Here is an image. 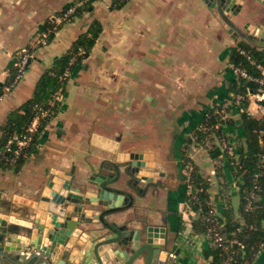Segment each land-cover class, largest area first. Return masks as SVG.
<instances>
[{
	"label": "crops",
	"instance_id": "obj_1",
	"mask_svg": "<svg viewBox=\"0 0 264 264\" xmlns=\"http://www.w3.org/2000/svg\"><path fill=\"white\" fill-rule=\"evenodd\" d=\"M76 1L0 0V84L10 75L21 49L32 54L21 80L0 100V128L11 111L31 98L41 74L69 50L90 22L96 19L101 24L88 56L66 76L56 115L28 147L31 150L23 151L18 167L0 166V218L26 224L30 216L24 215V202L34 197L36 186L45 179L59 172L68 177L73 168V184L81 186L90 174L89 165L120 159L92 137L98 134L118 142L120 153L146 154L143 161L148 167L141 168L139 175L162 184L139 194L125 186L131 179L120 172L114 186L134 199L120 219L129 220V228L151 224L169 228L174 238L178 235L170 244L177 264H190L193 255L203 259L208 246L202 233L192 228L196 217L187 204L184 166L193 163L208 181V202L218 219L225 217L226 210L233 217L239 213L237 178L232 162L221 155L220 141L237 143V153L243 146L240 111L223 106L236 83L229 68L230 51L245 39L203 0H124L121 7H113L114 0H97L69 21L55 24L53 16ZM238 2V14L233 9L227 13L239 28L264 19L262 1ZM46 22L56 30L51 39L48 31L41 30ZM213 107L222 130L197 140L196 129ZM248 109V115L260 119L254 103ZM138 185L143 187L144 181ZM225 192L230 195L229 209L222 199ZM233 195L238 196L235 207ZM182 234L198 243L195 254L186 248ZM251 264H264V244Z\"/></svg>",
	"mask_w": 264,
	"mask_h": 264
},
{
	"label": "water",
	"instance_id": "obj_2",
	"mask_svg": "<svg viewBox=\"0 0 264 264\" xmlns=\"http://www.w3.org/2000/svg\"><path fill=\"white\" fill-rule=\"evenodd\" d=\"M203 1L215 7L235 34L264 48V24L246 22L239 28L227 13L233 9L237 15L240 0ZM92 137L120 159H103L97 167L89 165L90 174L81 186L73 184V168L68 177L59 172L36 186L34 197L24 202V215L30 216L26 224L18 226L0 218V264L164 263L159 251L164 247L165 228L151 224L129 228L130 221L119 217L134 199L114 183L120 172L132 177L134 184L146 179L139 175L141 168L148 167L143 161L146 154H123L115 140L98 134ZM125 186L132 188L130 180Z\"/></svg>",
	"mask_w": 264,
	"mask_h": 264
},
{
	"label": "trees",
	"instance_id": "obj_3",
	"mask_svg": "<svg viewBox=\"0 0 264 264\" xmlns=\"http://www.w3.org/2000/svg\"><path fill=\"white\" fill-rule=\"evenodd\" d=\"M123 1L124 0H114L115 3L113 7H121L124 3ZM90 6L91 4H87L85 6L77 8L74 17L75 15H79V13H81L82 11L90 8ZM60 12H58V14H60ZM41 30L48 31V39H51L56 31L54 27L52 28V24L47 22L42 25ZM100 31V22L96 19H93L90 22L87 30L77 37V39L72 43L69 50L59 58L55 59L53 65L41 74L35 85L31 98H29L21 106L8 114L5 124H3L0 128L1 154L3 153L2 148L8 135L22 132L28 126L34 116L36 110L35 106H39L49 110V114L45 118L40 120L39 129L37 134L35 135V138L37 139L38 134L41 132L44 126L56 115L58 111L59 101L55 100L53 104H51V101L54 100V94L56 92H59L61 94L64 92L67 78L63 76V73L67 69H69L71 73L74 67L88 56ZM241 47L249 50L254 54H260L258 52H261L246 40H241L231 48V62L246 66V62L239 53V48ZM14 71L15 68L12 66L10 69V75L5 80V82L0 84V93L2 90V86L12 80ZM235 85L236 83L233 84L234 89ZM214 110L215 107H213L211 110H208L205 118L201 122V128L196 129L197 131L195 135L197 140L204 139L212 131L219 133V131L222 130V124L220 121L218 128L220 130H211V128L214 129V125L219 119L214 113ZM224 124H227V121H224ZM240 126L242 129L243 146H240L238 148L239 162L237 164H232L231 168L234 176L237 178L240 195L239 212L242 214L243 220L246 222V226H241V228L236 231L235 237L239 244L231 245L230 252L226 253L220 248L207 247L204 249L203 255L207 259H211L210 264H251V262L255 258V255L259 252L261 245L264 244V168H261L259 166V156L260 154L264 153V144L262 145L260 142L262 141L264 143V119L251 117L245 111H241ZM31 148H27L26 150H31ZM24 152L17 160L14 167H18L23 158ZM218 154L219 150L218 152L212 153L211 155L212 157H216V155ZM191 175L194 189L201 188L202 190L198 191L195 194L196 198L192 200L189 199L187 201V204L191 211H199V217H196L191 222L193 230L196 233H203L205 224L202 223L199 219L201 215L206 214L210 209V206L208 205L209 196L206 191L209 184L207 180L203 179L196 172L195 167L192 168ZM255 185L260 187L258 193L261 197V200L254 203V207L251 211L245 212L243 209L245 204V200L243 199V197L248 191L254 190ZM224 219L225 230L228 234H230L234 230L236 220L231 215L229 210H226ZM241 247H243L242 250ZM229 256L231 257V259L227 260Z\"/></svg>",
	"mask_w": 264,
	"mask_h": 264
},
{
	"label": "built area",
	"instance_id": "obj_4",
	"mask_svg": "<svg viewBox=\"0 0 264 264\" xmlns=\"http://www.w3.org/2000/svg\"><path fill=\"white\" fill-rule=\"evenodd\" d=\"M95 1L97 0H77L76 2L67 6L64 10H62L60 14L53 16L54 23L60 24L62 22L69 21L74 17L77 8L85 6L87 4H91ZM256 48L258 49V51H261L258 52L260 54H254L243 47L239 48V53L246 62V66L233 62L229 63V68L232 70L236 79V85L235 89L233 90L231 99L229 100L228 104H225V106L223 107L233 106L240 112L245 111L247 114H249L250 111L248 109V106L250 103H254L256 110H258V112L260 113V119H264V48ZM31 58L32 54L28 51V49L23 48L20 50L17 60L13 64V67L15 68L13 78L11 81L2 86L0 100H2L3 97L7 95V93H9L10 90L21 80L28 68V64ZM69 73L70 71L69 69H67L63 73V76L66 77L69 75ZM59 96L60 93L56 92L54 94V100L51 101V104H53L55 100L59 101L61 99ZM35 107L36 110L34 116L25 130L19 133L10 134L6 138L4 146L2 148L3 153H0V166H14L17 160L23 154V151L35 142V135L38 132L40 120L45 118L49 114L48 109H44L39 106ZM218 128L219 124H215L214 130H217ZM260 142L262 145L264 144L262 141ZM220 147L222 148L221 155L227 156L232 164H237L239 162L237 143L222 139L220 141ZM259 166L261 168H264V153L260 154L259 156ZM185 167L188 170V172L185 174V181L189 190L188 200H192L196 198L195 194L202 189H194L191 175L192 166L187 163ZM259 190L260 187L255 185L254 190L248 191L243 197V199L245 200V204L243 207L245 212L251 211L254 207V203L261 200V197L258 193ZM228 197V194H224L222 196L223 202L226 203ZM208 205L210 206L209 211L206 214L201 215L199 219L202 223L205 224V229L202 235L204 236L208 247L220 248L228 253L231 251V245L239 244L235 237V233L241 228V226H246V222L243 220V216L239 212L238 215L234 217V219L236 220L234 230L230 234H228L225 230V219L222 217L218 219L215 216V209H213L209 202ZM226 209H229L228 203ZM193 213L196 214V217H199V211ZM196 244L197 246H195L197 250L199 247L197 242ZM242 249L243 247H241V250ZM196 250H192L193 254H195ZM195 256L196 255H193L194 258L192 257V261L190 262V264H210L211 262L210 258L207 259L203 257V259H199L195 258ZM170 258H174L173 253H170ZM230 259L231 257L229 256L227 260ZM200 261H203V263H201Z\"/></svg>",
	"mask_w": 264,
	"mask_h": 264
},
{
	"label": "flooded vegetation",
	"instance_id": "obj_5",
	"mask_svg": "<svg viewBox=\"0 0 264 264\" xmlns=\"http://www.w3.org/2000/svg\"><path fill=\"white\" fill-rule=\"evenodd\" d=\"M258 24H264V19L259 22ZM252 46H255L254 44L250 43ZM130 182L132 184V188L134 191H136L139 194H144V189H148V188H156L157 186H161V182L160 181H154V179L150 176H147L146 179H144V186H139L138 183L136 182L134 184V179H132V177H130ZM163 227V226H162ZM165 228V227H164ZM169 231H171L169 228H165L164 230V240H163V248H160L159 251V256L161 258L162 261H164L163 264H177L176 262V257H177V253L175 251H171L170 250V244L174 241V239L176 240L178 235H176V237L174 238L173 235H170ZM172 232V231H171ZM173 240V241H172ZM170 253H173L174 258H170ZM172 262H176V263H171Z\"/></svg>",
	"mask_w": 264,
	"mask_h": 264
},
{
	"label": "rangeland",
	"instance_id": "obj_6",
	"mask_svg": "<svg viewBox=\"0 0 264 264\" xmlns=\"http://www.w3.org/2000/svg\"><path fill=\"white\" fill-rule=\"evenodd\" d=\"M259 115H260V113H259ZM210 146H213V144H211ZM225 157H227V156H225L224 155V158ZM189 165L190 166H192V168H193V163H189ZM186 167L184 166V174H186L187 172H188V170L187 169H185ZM218 187V186H217ZM234 189L236 190V188L234 187ZM222 191H225V190H223V189H221ZM227 190H230V188H228ZM224 194H228V196H230L229 195V192L228 193H224ZM227 203H228V201H229V197L227 198ZM237 203H238V196H231V205L233 206V207H235L236 205H237ZM186 208V207H185ZM236 215H238V212H236V214H235V216ZM194 216V215H193ZM195 217H196V214H195ZM190 235V234H189ZM201 236V235H200ZM181 237H185V236H183V234L181 235ZM183 241L187 244V246L188 247H186L189 251L191 250V252H192V250H196V246H197V244H196V240H194L193 239V236L191 237V236H186L184 239H183ZM196 245V246H195ZM201 263H203V261H200Z\"/></svg>",
	"mask_w": 264,
	"mask_h": 264
}]
</instances>
